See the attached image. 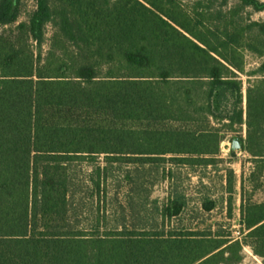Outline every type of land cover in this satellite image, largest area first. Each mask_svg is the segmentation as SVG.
I'll use <instances>...</instances> for the list:
<instances>
[{
	"label": "trees",
	"instance_id": "obj_1",
	"mask_svg": "<svg viewBox=\"0 0 264 264\" xmlns=\"http://www.w3.org/2000/svg\"><path fill=\"white\" fill-rule=\"evenodd\" d=\"M23 1L0 0V264H240L244 245L264 264V200L243 196L237 236L81 225L76 211L77 164L96 192L117 164L207 166L244 113L240 148L264 163V77L244 112L238 75L242 49L264 52V22L218 12L219 26L179 0H35L20 20ZM184 206L168 195L162 220Z\"/></svg>",
	"mask_w": 264,
	"mask_h": 264
},
{
	"label": "rangeland",
	"instance_id": "obj_2",
	"mask_svg": "<svg viewBox=\"0 0 264 264\" xmlns=\"http://www.w3.org/2000/svg\"><path fill=\"white\" fill-rule=\"evenodd\" d=\"M179 1L190 12L197 6L196 11L210 13L213 24L219 26L223 21L214 18V14L218 12L228 15L227 18L230 15L241 26L250 21L264 22V9L256 11L249 6H240V0ZM34 7L35 0H24L20 20L25 19ZM233 11L235 14H232ZM46 30L49 38L51 26H47ZM242 54L244 69L238 75L242 81L245 112L249 88L264 77V72L259 71L264 62V52L259 54L242 49ZM245 120L246 113L244 123L237 126L235 131L229 132L222 141L216 162L207 166L177 165L169 161H158V164L152 166L117 164L112 166L100 191L96 192L88 187L87 181L92 165L87 162L77 164L78 179L81 181L76 192L84 198L76 208L80 224H95L99 218V224L103 228L122 224L132 228H158L165 224L170 227L205 229L222 225L226 230L230 228L234 235H240V206L243 196L264 200V163L254 160L240 147H232L234 138H241V144L244 145L247 138ZM97 162L102 163L103 158L100 157ZM229 170L233 172L231 191L227 188ZM252 171H255L254 176L251 175ZM91 192H94L92 200L87 199V193ZM168 195L181 197L185 206L180 215L163 221L160 212ZM208 202L214 204L211 210L204 209ZM242 255L240 264L262 263L261 258L248 245L243 246Z\"/></svg>",
	"mask_w": 264,
	"mask_h": 264
},
{
	"label": "water",
	"instance_id": "obj_3",
	"mask_svg": "<svg viewBox=\"0 0 264 264\" xmlns=\"http://www.w3.org/2000/svg\"><path fill=\"white\" fill-rule=\"evenodd\" d=\"M240 145H241V142H240V139L239 138H234L232 140V147L233 148H238V147H240Z\"/></svg>",
	"mask_w": 264,
	"mask_h": 264
}]
</instances>
